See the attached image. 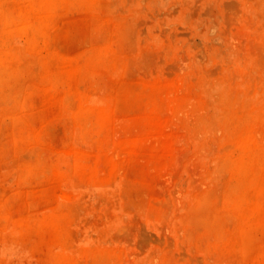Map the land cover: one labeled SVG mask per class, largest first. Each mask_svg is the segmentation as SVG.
<instances>
[{
    "label": "rangeland",
    "instance_id": "374dc122",
    "mask_svg": "<svg viewBox=\"0 0 264 264\" xmlns=\"http://www.w3.org/2000/svg\"><path fill=\"white\" fill-rule=\"evenodd\" d=\"M0 264H264V0H0Z\"/></svg>",
    "mask_w": 264,
    "mask_h": 264
}]
</instances>
